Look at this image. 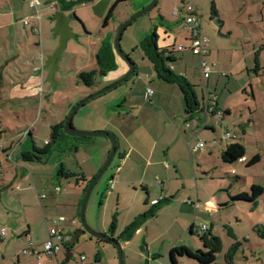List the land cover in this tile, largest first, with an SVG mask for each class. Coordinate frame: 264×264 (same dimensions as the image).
<instances>
[{
  "label": "rangeland",
  "instance_id": "rangeland-1",
  "mask_svg": "<svg viewBox=\"0 0 264 264\" xmlns=\"http://www.w3.org/2000/svg\"><path fill=\"white\" fill-rule=\"evenodd\" d=\"M130 1L118 7L114 17L117 27L152 0ZM190 2L197 8L203 33L209 40V55L205 58L215 66L211 77L204 81L199 71L200 55H194L191 49L178 52L176 47L171 49L181 58L171 64L174 65L176 74L187 75L189 82L196 83L200 98L202 92L205 97L215 94L221 104L223 124L216 122L218 128L215 134L200 132L201 137L207 141L205 151L195 150L194 155L190 154L189 142L196 143L198 139L194 138L192 130H184V99L179 86L160 80L150 60L144 57L140 47L136 48L153 31L168 28L167 24L188 16L186 11L178 16L173 15V10L179 5L178 0H158L153 9L127 26L121 46L138 65L137 71L116 88L85 104L73 119V125L78 130L93 131L83 129V126L93 125L97 118H101L98 112H102L105 115H102L103 119L110 124L109 132L116 137L117 143H121L111 165L89 196L86 220L95 231L113 234L122 247L124 264H171L169 246L174 240L183 236L184 240L194 244L193 239L199 240L200 234L211 225L212 210L204 202L202 209H205V214L198 219L197 233L191 235L188 231L187 234H182L179 225H174V216L178 211V203L174 202L158 218L148 220L143 232L134 234L127 242L120 237L119 232L136 212H142L144 207H151L150 204L145 205L148 194L144 185L149 186L151 198L159 197L164 186L174 190L180 187V198L184 195L195 200L197 192L204 199L214 196V221L235 227L243 242L242 235H251L245 241L246 256L240 259L244 260L248 256L252 258V248L254 251H261L256 246L260 240L252 228L257 222L264 224V194L251 203L235 201L222 209L218 208V204L220 200L230 202L231 197L237 194L248 193L252 197L251 186L254 184L264 187V0ZM75 5L73 10L65 13L74 36L68 39L67 47L61 54L54 84L45 83L35 97L29 101L24 99L27 102L25 107L18 104L12 106L9 102H4L6 105L0 107V229L6 227L10 235L8 238L15 239L13 250L20 242L16 233L27 230L29 225L30 239L42 252L43 243L48 238L46 220L62 217L61 215L68 217L66 222H60L64 234L71 238L74 236L75 231L82 227L80 210L90 184L80 176L83 174L87 179H92L94 174L97 175L112 148V141L108 137L68 135L63 128L62 136L55 142L52 141V127L58 120H66V116L82 99L114 84L130 69L116 78L113 76L115 69L106 75L98 74L96 83L92 86H86L80 81L77 77L79 70L89 71L96 67L95 56L91 58V62L89 59L87 44L90 39L87 31L93 32L94 38L91 41L98 42L108 5L101 1L99 6L92 8H79V3ZM213 7L218 14L212 13ZM54 26L55 23L49 28L50 33H54ZM175 31L179 33V28ZM123 60L129 67V63L124 58ZM257 63L261 64V68L255 72ZM149 89H153L155 93L152 101L146 97ZM23 108L27 112L24 113ZM11 110H16V113H11ZM85 116H90L87 124L82 121ZM243 127L249 128L250 136L236 140L245 146L247 159L256 154L261 157L252 166L239 161L226 163L219 153V148L235 141L226 138L227 131L242 135ZM213 137L220 142L217 150L210 153L213 149ZM11 141L14 151L11 153L9 149L11 158L8 157V160L2 149L8 147ZM49 142L52 150L43 155L41 160L23 158V153L32 150L34 145L44 148ZM132 146L134 158L139 159L134 170L138 181L135 185L131 184L122 200L118 201L115 190L109 187V179L121 165L119 153L128 151ZM150 151L152 153L149 155ZM138 152L143 153V158L138 157ZM167 153L168 160L162 165L160 162ZM62 167L76 176L60 175ZM161 181L164 185L160 184ZM57 187L59 191L56 190ZM116 212L117 229L112 233L109 227ZM73 216L75 223L71 219ZM205 226L208 228H204ZM225 233L220 225L214 234L221 238L224 250L228 251L235 241ZM149 241L152 243L148 250L146 244ZM65 248L58 255L60 264H120L118 247L114 243L98 239L87 232L82 233L73 245L68 262L65 261ZM153 252L156 253L155 259L147 261L146 257ZM262 253L258 259H252L253 264H264V249ZM83 255L87 259L84 263L81 261ZM223 256V253L218 254L222 262ZM178 261L179 264L196 263L187 258ZM42 262L48 264L46 255Z\"/></svg>",
  "mask_w": 264,
  "mask_h": 264
},
{
  "label": "crops",
  "instance_id": "crops-1",
  "mask_svg": "<svg viewBox=\"0 0 264 264\" xmlns=\"http://www.w3.org/2000/svg\"><path fill=\"white\" fill-rule=\"evenodd\" d=\"M66 1L75 2V4L79 3V5H80L79 8L97 7V6H99V2L101 1V2L105 3V5H108V7H107L108 10H107L106 14L104 15V18H105V16L107 15L110 7L112 6V4L115 0H75V1L66 0ZM53 2L56 3V6L58 8L57 10L60 9L61 11H64L65 13L67 11L73 10L76 7V5H74L71 10H63L60 0H41V4L38 6V9H37L39 14L41 15V18L38 19L37 13H36L37 11L32 9L29 6V0H0V107L2 105H6V104H4V102L5 103L9 102L10 105H12V106L18 104L19 106L25 107L27 102H25L24 99H28V101H29V99H31L32 97H35L37 95V93L42 90V87L45 83H50V81L48 80L49 69L45 67V62H46L47 58L56 50V48L59 44V42H58L59 35H55V33L49 32V30H50L49 28L51 26H53L54 23H56L55 19L53 20L56 11H53L50 8V4ZM128 2H131V1L129 0ZM128 2H126V3H128ZM121 4H123V3H121ZM121 4H119V6ZM118 7L115 9L114 16L109 21V24L106 27L103 26V22H102V30H100L98 42H94V40L91 41V39L94 38L93 32H91L90 30L87 31V37L90 39L89 43L87 44V46L89 47V49H87V51L90 52V54H88V55L90 57L89 58L90 62L92 61L91 58H93L95 56L96 67H97V53H98L100 47L102 46L103 41L104 40H110V41L114 42V40H115L118 27H117V23L114 21L115 20L114 17H115V14L117 12ZM176 8H179L180 11L177 15H174V10H173L174 16H178L179 14H183V12H185V10L183 9V4L180 1H179V5ZM102 9H103V13H105L104 8H102ZM138 9H139V7L135 11H137ZM129 15L131 16L132 13H130ZM26 18H28V20H29L28 25H26L24 22ZM104 18H103V20H104ZM125 19H127V18H125ZM181 21H182V24H181ZM167 25L169 26L168 28L162 27L160 29L158 28L157 31H155L157 33V45L160 48H171L173 46V47H176L178 49L179 45L189 43L190 31L188 28L185 27L184 18L182 20H175L174 22L167 24ZM223 25H224V22L222 21L221 26H223ZM36 27H40V31H38V32L35 31L34 28H36ZM178 28H179V33L178 32L176 33L175 30ZM179 38H181V39L178 42ZM67 43H68V41H67ZM208 43H209V40H208ZM138 47H140V44L138 46H136V48H138ZM184 50H186V49H184ZM184 50L178 49V52L184 51ZM207 50H208V47H207ZM193 54L197 56V53L193 52ZM143 55H144V53H143ZM207 55H209V53ZM85 56H87V55L85 54ZM129 56H131V55L129 54ZM174 56L176 57V59L180 57V56H178V53L175 54V52H174ZM144 57H145V55H144ZM116 62H117V67L115 68V71H114V75H113L114 78L121 77L129 69L128 65L123 60V58H121V56H119L117 51H116ZM200 62H201V56H200ZM200 62H199V71H201L200 70ZM58 65H59V63H58ZM214 66H215L214 63H211L212 69ZM171 67L174 71V65H171ZM137 68H138V65L136 64V71H137ZM259 68H261V64H259ZM57 69H58V66H57ZM57 69H56V72L54 73V79H55V75L57 73ZM81 71H84V70H79L77 77ZM184 76L186 78L188 77L187 75H184ZM210 77H211V75H210ZM209 78H206V79H209ZM202 79L204 81L206 80L205 78H203V76H202ZM190 83H192V82H190ZM192 84L195 85L196 83H192ZM151 90H153V89H151ZM154 95H155V93L153 91V93L149 97H147V94H146V97L149 101H152V98ZM204 96L205 95L202 92V98L199 97L201 103L204 99ZM94 99H92V100H94ZM218 106L221 109V104L219 101H218ZM227 109H229V108H227ZM22 111H24V113H25V112H27V109H24ZM11 113H16V110H11ZM96 114H97V112H96ZM98 115L101 118H99V119L97 118L96 119L97 121H95V123L91 126L90 125L83 126V129H93V130H98V131L109 132L110 131L109 130L110 124L108 121H105L103 119V117L105 115L102 114V112H98ZM102 115H104V116L102 117ZM85 117L86 118H82V121H84L87 124V122H88L87 120H88V118H90V116H85ZM64 120H65V118L62 120H58L57 123H60ZM217 121L220 122L221 124H223L224 115L221 119H219L215 116H210V118L208 120V127L210 129H208V130L202 129V130L198 131L194 127L186 128V126L184 127V130H186V129L192 130L195 139H197V138L203 139L201 137L200 132L206 131V132H209L210 134H215L217 131V128H218L216 125ZM61 134H63V133L61 132ZM236 135H237L236 139H240V138L246 139L248 136H250L249 128L243 127L242 135L237 133V132H236ZM236 139H235V141L239 142V140H236ZM235 141H233V142H235ZM219 142H220V140H217L215 137H213V139H212L213 149L210 150V153L214 152V150H217L216 147H217V144H219ZM194 143H195V141L189 142V149H190L191 155H194V153L196 152L195 149H192V147H191V145H194ZM206 143H207V141H206ZM239 143H241V142H239ZM12 145H13V141H11V144L8 147H3V149H2L3 152L7 156V159H8V157L11 158L9 156V154H11L14 151V149H12L13 148ZM226 145L227 144H225L224 147L219 148L220 156L222 155V151L225 149ZM119 147H121V143L118 141L117 151H118ZM206 147H207V145H206ZM9 149H11V153L9 152ZM117 151H116V154H117ZM133 151H134V146L129 148L128 151H121L119 153L121 165L117 168V173H113L111 178L109 179V186H110L111 182L114 181V187L111 190H115L114 194L116 195L118 201L122 200V196H123V194L126 193V189L129 190L131 188L129 186H131V184L135 185V183L138 181L137 178L134 176V170H136L137 163H138L139 159L134 158ZM151 151H153V149ZM151 151H150L149 155L152 153ZM138 157L140 159L143 158V153L138 152ZM164 157L165 158H163V160H161V162H160L162 165L164 162H166L168 160V153ZM221 158H222V156H221ZM244 159L245 160L241 163H246L248 161L247 155L245 156ZM148 163L153 164L150 161H148ZM1 165H2V162H1ZM12 165H15V164L13 163ZM165 166L168 167V164H165ZM95 175L96 174H94V176ZM87 180H89V178ZM160 184L164 185L162 181L160 182ZM255 185H257V184H255ZM259 186L263 187L262 185H259ZM143 187H144V189H146V192L148 194V197H147L148 200L146 201L147 203L145 202V205L150 204L151 207L150 208L144 207L142 212H136L134 214L133 218L131 219V221L128 224H126V226L129 225L132 221H134L137 217H139L140 215H142L146 211L153 209L154 208L153 204H152L153 200L160 198L161 204H160V206H159V208H158V210L154 216H151L142 222V224L134 232L135 235L143 232L144 224L148 220L158 218V216H160V214L165 212L166 209L169 206H171V204L174 202L178 203V211H177L176 215L174 216V225H176V224L179 225L182 234L183 233L187 234L188 231L190 232L191 228H193L194 232H196V228L198 225L197 224L198 219L200 220L201 216L203 214H205V209H202V205L204 202H207L209 204L211 210H212V213L210 216L211 217V219H210L211 225L209 224L210 227L208 230H210L214 234L215 229H218V226L221 225L222 228L226 232L225 234L228 237L233 238V240L235 241L234 243H232V245L235 243L240 244L237 251L233 255L232 264H253L252 259H258L260 257V255L263 254L262 249H264V224L257 222L254 224V228H252V231L254 232V234L258 235V238L260 241L256 244V246L261 251L257 252V249H255V251H254V248H252V250H253L252 253H254V256L253 257L251 256L252 258H250V256H248L247 258H244V260L240 259V258L246 256L247 245H246L245 241L247 239H250L251 235L250 234H248L247 236L242 235V238L244 240V242H243L240 240V237L238 236V234L235 230V227H233L227 223L220 224V223H216L214 221V215L216 213V209L214 207V201H213V199H215L214 196L213 197L211 196L210 198L204 199L199 194V192H197L196 196H195L196 197L195 200L189 198V196L185 197L184 195H182L180 198L179 197L180 187H178L176 190H174L173 188H171L169 186H166V187L164 186V188L161 190L162 194L159 197L151 198L150 197V191L148 189L149 186L144 185ZM263 194H264V192L259 196V199L262 197ZM222 201H224V200H220V204H218V208L222 209L223 207L231 206L230 205L231 202H227V201L222 202ZM61 216L64 218V220L61 221V223L66 222L68 217H66L65 215H61ZM114 216H116V218H117V212L113 215V217ZM71 219H72V222L75 223V221H76L75 217L73 216V217H71ZM112 220H113V218H112ZM50 221L51 220H46L47 228L50 226L49 225ZM61 223H59L58 227L63 231V228L60 226ZM225 227H227V229ZM116 229H117V224H116ZM116 229H115V231H116ZM103 231L105 232V230H103ZM109 231H110V227H109ZM115 231H114V233H115ZM121 232H119V233L121 234ZM228 232H230L232 236L229 235ZM134 234L131 237H133ZM190 234L193 235L191 232H190ZM22 235H24V236L21 237ZM8 236H10V235L8 234ZM8 236L1 242V243H3V242L4 243L1 244V246H0V264H36L37 262H38V264H40V262H42V260H44L45 255L41 259H38V257L35 254H23V253L17 252L21 248L30 247V245L32 243V241L30 239L31 230L29 229V225H28L27 230H21L20 233L19 232L16 233V236L19 237L18 240H20V242H19L18 247L15 250H13L14 246H12L15 239L14 238L12 239L10 237L8 238ZM131 237L128 239H125V240L128 242V241H130ZM21 238H23V240ZM193 240H194L193 241L194 244H191L187 240H184L183 236H180V238L178 240H176V241L174 240L172 242V244H170L169 253L173 247L180 246V245L188 246L191 249H203V245H202V242L200 239L197 240L195 238ZM151 243H152V241L151 242L149 241L146 244V247L148 250L150 249ZM33 245H34L36 250H39L37 248L36 244H33ZM38 245H39V243H38ZM251 247H252V244H251ZM230 248H231V246H230ZM230 248H229V250H230ZM229 250L225 251L224 248H222V251L220 253H223V255H224L223 258H224L225 263L222 262V260L220 261L218 255H217V263L218 264H223V263L228 264L226 261V255L229 252ZM241 250H242V252H241ZM60 253L61 252H59L56 256H52V257L47 256L48 264H60L59 263V257H58V255ZM155 257H156V253L153 252V253H150L149 256L146 257V259H147V261H149L150 259H153V258L155 259ZM185 258H187V257H181L179 259H185ZM187 259L191 260L189 258H187ZM245 260H246V262H244ZM263 261H264V258H263ZM191 262H195V261L191 260ZM42 264H44V263L42 262ZM147 264H148V262H147ZM195 264H197V263H195Z\"/></svg>",
  "mask_w": 264,
  "mask_h": 264
},
{
  "label": "trees",
  "instance_id": "trees-1",
  "mask_svg": "<svg viewBox=\"0 0 264 264\" xmlns=\"http://www.w3.org/2000/svg\"><path fill=\"white\" fill-rule=\"evenodd\" d=\"M128 1L129 0H115L113 2L112 6L110 7L107 15L103 20L104 27H106L109 24V21L113 18L115 9L119 6V4L126 3ZM60 2L63 10H71L75 5V2H68L66 0H60ZM212 13L218 14L217 9L215 7L212 8ZM140 48L142 49L145 57L148 58L153 64L156 76L160 80H163L167 83L177 84L179 86L184 99L185 118L187 122V120L191 119L195 114L199 112L202 103L197 94L196 86L190 83L184 75H178L173 71L171 63L177 60L174 56V51L171 48H160L157 45V33L155 31H153L150 35H147L144 38V40L140 43ZM116 67L117 62L115 44L110 40H104L102 46L100 47L97 53V67L89 71H81L78 75V78L86 86H92L96 83V77L98 74L106 75L107 72L114 70ZM258 70L259 64L257 63L255 72H258ZM64 122L65 120L55 124L52 127L51 136L53 142H55L61 136V129L63 128ZM203 129L208 130L210 128L206 126ZM51 150V142L47 143L44 148H39L34 145L32 150L25 151L23 153V158L25 160H41L42 156L50 153ZM221 156L222 160L226 163L238 162L240 158H245L246 148L239 142H231L226 145L225 149L222 151ZM260 158L261 157L258 154L254 155L246 162L247 166H252L258 163L261 160ZM59 174L65 177L76 176L75 173L67 171L64 167L60 169ZM80 177L84 181L87 180L83 174ZM93 178L87 181L88 184L91 183ZM78 180H80L79 177ZM263 192V187L254 184L251 186L252 197H250V194L248 193L237 194L231 197L230 202H255L256 199ZM147 200L148 198L146 199V201ZM160 204L161 200L158 203L153 204V209L146 211L145 213L137 217L134 221H132L129 225H127L121 232L120 237L124 239L130 238L144 220L156 214ZM116 224L117 218L116 216H114L110 226V231L112 233H114L116 229ZM225 228L227 229V227ZM190 232L192 234L195 233L193 228L190 229ZM228 233L229 235H231L230 232ZM72 239L73 237L71 238V240ZM71 240L65 245V247L69 246ZM200 240L202 242L203 249L194 250L184 245L173 247L169 253L171 264H178V260L181 257H187L191 260H194L197 264H218L217 255L222 251L223 248L221 238L213 234L210 230H206L204 233L200 234ZM73 245L71 246L70 250L72 249ZM239 245V243H235L231 246L229 252L226 255V261L228 264H232L233 255L237 251Z\"/></svg>",
  "mask_w": 264,
  "mask_h": 264
},
{
  "label": "built area",
  "instance_id": "built-area-1",
  "mask_svg": "<svg viewBox=\"0 0 264 264\" xmlns=\"http://www.w3.org/2000/svg\"><path fill=\"white\" fill-rule=\"evenodd\" d=\"M183 4V9L188 12V16L184 19L185 27L190 31V41L188 44L179 45V50L191 49L193 52L199 54L201 56L200 62V70L203 78H209L212 72L211 63L205 58L208 54V38L204 35L202 30V23L199 20L197 9L195 5H193L190 0H178ZM41 4V0H29V6L36 10L37 18L40 19L41 15L38 12V6ZM50 8L53 11H57L56 3H51ZM179 8L174 9V15L179 13ZM25 24H29L28 18L25 19ZM35 31H40V27L34 28ZM153 93V90L149 89L147 92V97H149ZM224 115L222 109L218 106L217 96L215 94H211L209 97H205L200 106L199 112L195 114L191 119L187 120L185 123L186 128L194 127L196 130H201L204 127L208 126V120L210 116H215L221 119ZM226 138L236 139L237 135L235 133L227 131ZM198 141L191 145L192 149L202 150L204 151L206 148V141L203 139L197 138ZM245 159L240 158L238 161L243 162ZM110 189L114 187V181L110 184ZM56 190H60L59 187ZM160 198H157L152 201V204H156L160 201ZM63 217H59L56 219H52L49 222L48 227V238L43 243V251L40 252L36 250L34 245L31 243L30 247H24L19 249L17 252L23 254H35L38 259H41L44 255L46 256H56L59 252L65 248V245L71 240L67 234L58 227L59 223L63 221ZM204 228H208L205 226ZM9 230L6 227H2L0 229V243L8 236ZM81 261L84 263L86 261V256H81ZM40 264H42L40 262Z\"/></svg>",
  "mask_w": 264,
  "mask_h": 264
},
{
  "label": "water",
  "instance_id": "water-1",
  "mask_svg": "<svg viewBox=\"0 0 264 264\" xmlns=\"http://www.w3.org/2000/svg\"><path fill=\"white\" fill-rule=\"evenodd\" d=\"M157 2H158V0H152L149 5H147L146 7L141 9L139 12H137L135 15H133L132 17H130L129 19L124 21L117 29L116 37H115V49H116L117 53L129 63V68H130L129 71L122 78H120L117 82H115L114 84L109 85V86L85 97L79 103H77L75 105V107L72 109V111L69 113V115L67 116V118L63 124V129H64L65 133L68 135H83V136H88V137L105 136V137H108L112 141V148L110 150L107 161L105 162V164L103 165L101 170L97 173V175H95V177L93 178V180L91 181V183L89 184V186L87 188V191H86L83 203H82V207L80 210V221H81L82 227L75 231L73 239L71 240L69 246L65 248V257H66L65 261L66 262H68L70 257L72 256V252L70 250L71 246L78 241L79 236L82 233L87 232L90 235H92L98 239L114 243L118 247L120 264H124L122 247L118 243V240L116 238H114L113 234L108 235L106 233H101V232L95 231L94 229H92L88 225L87 220H86V207H87V202H88L89 196H90L94 186L98 183V181L103 176L105 171L111 165V163H112V161L116 155L117 144H118L117 139L112 133L107 132V131L78 130L73 125V119H74V116L76 115V113L78 112V110L81 107H83L85 104H87L90 100H92V99L116 88L117 86H119L123 82L127 81L133 74H135L136 63L132 60V58L129 56V54H127L126 52L123 51L122 46H121V39H122L123 33H124L125 29L127 28V26L129 24L133 23L134 21H136L142 15L149 12L151 9H153L156 6ZM54 19H55L56 23H55V26L53 28V31H54L55 35H59V44H58V47L56 48V50L47 58V60L45 62V67L49 69L48 80L50 82H53V84H54V73L56 72L58 63L61 60V54L65 50V48L67 47L68 39L74 36V33L72 32L71 27L69 25V20H68L64 11H61L60 9L57 10L55 12Z\"/></svg>",
  "mask_w": 264,
  "mask_h": 264
}]
</instances>
